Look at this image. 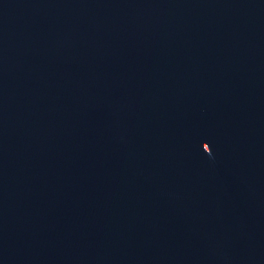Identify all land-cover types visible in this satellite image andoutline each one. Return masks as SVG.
Wrapping results in <instances>:
<instances>
[{
  "label": "water",
  "instance_id": "obj_1",
  "mask_svg": "<svg viewBox=\"0 0 264 264\" xmlns=\"http://www.w3.org/2000/svg\"><path fill=\"white\" fill-rule=\"evenodd\" d=\"M0 264H264V0H0Z\"/></svg>",
  "mask_w": 264,
  "mask_h": 264
}]
</instances>
